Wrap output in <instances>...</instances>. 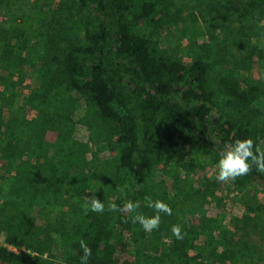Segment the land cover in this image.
Wrapping results in <instances>:
<instances>
[{"label":"trees","instance_id":"trees-1","mask_svg":"<svg viewBox=\"0 0 264 264\" xmlns=\"http://www.w3.org/2000/svg\"><path fill=\"white\" fill-rule=\"evenodd\" d=\"M225 1L242 15L264 13V0ZM171 6L172 0H76L74 37L50 54L41 71V86L47 92L80 96L114 125L108 148L115 180L133 186L131 200L141 203L138 211L145 216L155 214L146 196L169 204L172 215H162L160 228L149 240L159 245L167 236L182 251L185 239L177 241L171 233L177 206L185 203L175 197L189 195L182 186V172L188 175L203 167L206 157L219 159L223 147L237 138L250 137L264 149V123L247 115L262 93L261 85L244 84L231 75L220 77L216 86L239 114H213L216 91L209 84V63L201 58L185 62L162 44V34L173 21ZM38 10L35 1L0 0L1 64L11 63L22 52L33 62L42 21ZM191 17L197 22L194 14ZM5 79L0 74V84ZM3 126L7 131L9 124ZM41 133L45 135L44 127ZM170 181L177 192L170 191ZM252 183L264 186V173L255 167L231 185L242 189ZM262 207L248 206L247 212ZM105 208L102 214L88 211L76 218L45 213L40 223L22 203L5 198L0 206L5 241L0 244V264H50L43 256H51L55 245L62 264H80L82 240L92 249L89 264H116L132 222L129 215Z\"/></svg>","mask_w":264,"mask_h":264},{"label":"rangeland","instance_id":"rangeland-1","mask_svg":"<svg viewBox=\"0 0 264 264\" xmlns=\"http://www.w3.org/2000/svg\"><path fill=\"white\" fill-rule=\"evenodd\" d=\"M31 1L42 17L33 62L22 52L11 63H0V74L6 77L0 84V206L11 197L42 223L45 213L83 215L93 194L105 207L131 200L133 186L118 183L113 173L108 142L115 137L114 125L80 96L47 92L41 86L50 54L74 37L76 0ZM170 11L173 21L162 34V44L185 62L201 58L209 63L208 80L216 91L213 114H239L216 86L220 77L231 75L244 84L261 85L262 93L247 115L264 123V13L242 15L225 0H172ZM217 161L206 157L203 167L188 175L182 172L189 195L175 197L185 203L177 206L174 223L187 233L185 249L176 250L167 236L156 245L132 223L116 264H264V207L247 212L248 206H264V186L252 183L236 189L217 182ZM0 244L5 245L4 233ZM52 253L43 259L62 264L56 245Z\"/></svg>","mask_w":264,"mask_h":264},{"label":"clouds","instance_id":"clouds-1","mask_svg":"<svg viewBox=\"0 0 264 264\" xmlns=\"http://www.w3.org/2000/svg\"><path fill=\"white\" fill-rule=\"evenodd\" d=\"M215 179L221 183H231L240 177L249 175L253 167L259 173H264V149H262L252 138L235 139L234 142L226 144L220 152L219 159L216 163ZM123 191V189H120ZM147 207L154 210V215L145 216L138 210L141 208L139 201L127 200L117 205L112 203L108 205L110 211H120L126 215H131V222L139 224L141 228L151 234L160 228L162 215H172V209L169 204L157 199L153 201L150 197H145ZM105 204L96 197L91 195L88 204L84 206L85 214L88 211L93 213H104ZM171 233L177 241L184 240L187 235L179 224L173 225ZM82 255L80 256V264H89L92 257V249L83 240L80 241Z\"/></svg>","mask_w":264,"mask_h":264},{"label":"built area","instance_id":"built-area-1","mask_svg":"<svg viewBox=\"0 0 264 264\" xmlns=\"http://www.w3.org/2000/svg\"><path fill=\"white\" fill-rule=\"evenodd\" d=\"M10 249L14 250V251H19V249L12 247V246H8Z\"/></svg>","mask_w":264,"mask_h":264}]
</instances>
